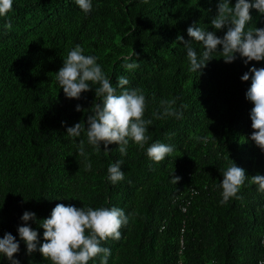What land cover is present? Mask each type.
Returning <instances> with one entry per match:
<instances>
[{"label": "trees", "instance_id": "obj_1", "mask_svg": "<svg viewBox=\"0 0 264 264\" xmlns=\"http://www.w3.org/2000/svg\"><path fill=\"white\" fill-rule=\"evenodd\" d=\"M218 2L92 0V11L85 14L75 0H13L12 11L0 17V238L11 233L19 241L14 255L19 264H51L39 251L27 253L17 228L25 211L35 213L27 224L43 243L39 222L57 203L125 211L129 223L120 229L121 239L101 242L111 250L108 264H258L264 259V192L251 183V176H264V152L249 139L253 105L245 93L251 81L240 79L250 67H264V60L245 64L236 54L234 62L225 63L216 52L194 73L186 48L176 40L177 35L190 40L187 28L193 24L216 31L211 19ZM250 11L246 30L264 28V15ZM8 20L10 31L4 28ZM76 45L97 58L114 87L123 76L126 87L143 90L145 119L162 111L161 100L173 98L182 118L154 119L144 148L130 140L124 156L116 144L108 145V153L101 144L95 153L85 133L68 137L67 127L86 122L100 99L95 86L78 100L66 98L55 79ZM192 46L202 54V44ZM132 51L136 57L125 61ZM133 61L139 67L127 70L124 64ZM78 104L85 110L76 111ZM81 139L90 171L77 154ZM154 142L174 151L153 162L146 152ZM116 160L123 161L124 179L112 184L107 169ZM231 160L249 177L238 193L242 199L221 204L219 183ZM172 174L180 177L178 183L171 182ZM0 264L9 261L0 255Z\"/></svg>", "mask_w": 264, "mask_h": 264}, {"label": "clouds", "instance_id": "obj_2", "mask_svg": "<svg viewBox=\"0 0 264 264\" xmlns=\"http://www.w3.org/2000/svg\"><path fill=\"white\" fill-rule=\"evenodd\" d=\"M78 7L85 13L92 11V0H75ZM13 0H0V17L7 16L12 11ZM251 9H255L260 15H264V0H236L234 6L230 0H219L217 13L211 19V27L216 30H225L223 36H217L216 31H207L196 24L187 28L190 40H184L177 35L176 40L182 42L187 50V59L190 63L189 71L200 73L206 67L207 62L213 59V53L220 52L225 63H232L237 59L236 54L243 58L244 63L250 61L260 62L264 60V28H248L246 25L252 20ZM8 31L12 29V22L8 20L4 24ZM193 42L203 45V52L197 55L193 48ZM220 46V50H218ZM84 49L76 45L63 60V66L55 73V79L66 98L80 99L81 94L90 91V86H95V97L100 98L98 103L92 104L86 115V122L75 123L67 127L66 135L70 138H78L82 133L86 134L87 144L95 153H100V145H104V152L111 149L110 144L118 145L121 156L127 154V146L131 140L140 148H144L150 137L147 135L148 126L154 119L165 117L182 118V111L175 107L176 99L161 100L162 111L153 112L152 118L145 119V110L148 101L142 89L128 88L129 80L119 77L116 87L97 63V58L92 55H84ZM130 55L123 57L129 61ZM138 61V59H137ZM124 67L135 70L138 62L125 63ZM241 81H249L250 86L245 93V99L252 103L250 120L252 133L249 137L254 144L264 152V67H250L248 72L240 77ZM117 88L120 89L117 93ZM186 107V105L182 106ZM76 111H84L78 104ZM174 134H169V136ZM206 142V137H196ZM174 147L169 144L154 142L147 148V156L153 162H161L171 155ZM77 154L85 160V171L92 168L89 154L85 148V141L79 140ZM122 160H116L107 169V179L116 184L124 179L121 170ZM223 180L219 183L222 188L221 204L230 199H242L238 195L246 179L245 170L237 166L231 160V164L223 172ZM179 176L172 174L171 182L178 183ZM251 183L259 186L258 190L264 192V176L259 174L251 176ZM24 224L18 226L17 232L20 240L26 245L28 254L39 251L41 256L51 264H88L96 257H101L100 264H108L111 250L102 247L101 242L107 239L118 241L121 239L120 229L129 223V216L118 207H76L57 203L51 210L48 218L39 222L43 229V243L39 240V234L33 230L27 222L35 220V213L25 211L20 218ZM39 245V247H38ZM20 250L19 241L11 233H4L0 238V255L5 257L9 264H19L14 258ZM264 264V260L258 262Z\"/></svg>", "mask_w": 264, "mask_h": 264}, {"label": "built area", "instance_id": "obj_3", "mask_svg": "<svg viewBox=\"0 0 264 264\" xmlns=\"http://www.w3.org/2000/svg\"><path fill=\"white\" fill-rule=\"evenodd\" d=\"M184 209V208H183ZM261 243L263 244L264 246V231L262 232V238H261ZM182 244H183V240L182 238L180 239V248H179V253L181 252V249H182ZM264 260V259H263ZM261 261V260H260ZM178 264H182L181 263V260L178 261Z\"/></svg>", "mask_w": 264, "mask_h": 264}]
</instances>
